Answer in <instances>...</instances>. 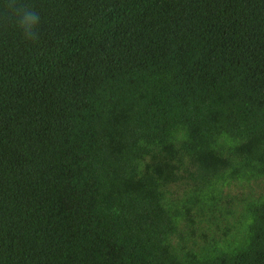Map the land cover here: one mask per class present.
<instances>
[{
	"label": "trees",
	"instance_id": "1",
	"mask_svg": "<svg viewBox=\"0 0 264 264\" xmlns=\"http://www.w3.org/2000/svg\"><path fill=\"white\" fill-rule=\"evenodd\" d=\"M17 2L0 264H264V0Z\"/></svg>",
	"mask_w": 264,
	"mask_h": 264
},
{
	"label": "clouds",
	"instance_id": "2",
	"mask_svg": "<svg viewBox=\"0 0 264 264\" xmlns=\"http://www.w3.org/2000/svg\"><path fill=\"white\" fill-rule=\"evenodd\" d=\"M7 9L8 17L16 22L23 38L29 41L37 40L36 28L40 23V15L29 6L18 3L17 0H8Z\"/></svg>",
	"mask_w": 264,
	"mask_h": 264
},
{
	"label": "rangeland",
	"instance_id": "3",
	"mask_svg": "<svg viewBox=\"0 0 264 264\" xmlns=\"http://www.w3.org/2000/svg\"><path fill=\"white\" fill-rule=\"evenodd\" d=\"M249 192L248 188H242L241 186H234L231 190L232 196H237V199L243 198Z\"/></svg>",
	"mask_w": 264,
	"mask_h": 264
}]
</instances>
